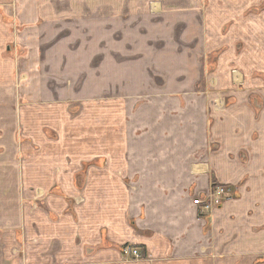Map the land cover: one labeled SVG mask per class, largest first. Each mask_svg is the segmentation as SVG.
Segmentation results:
<instances>
[{
    "label": "crops",
    "instance_id": "obj_1",
    "mask_svg": "<svg viewBox=\"0 0 264 264\" xmlns=\"http://www.w3.org/2000/svg\"><path fill=\"white\" fill-rule=\"evenodd\" d=\"M150 2L0 0V18L15 5L19 23L66 31L8 35L0 22V248L19 244L22 201L38 195L57 218L36 211L33 264H60L55 256L85 264L88 246L118 261L126 245L147 252L140 264L264 263V219L254 209L264 183L255 176L264 167V108L252 104L245 76L224 57L212 72H220L219 90H209L204 57L212 43L199 15H185L193 5L151 9ZM15 37L28 51L17 61L5 52ZM57 103H82L86 111L65 112L70 143L56 151L45 128H57ZM33 145L46 147L38 151L43 158L31 156ZM79 151L85 160L73 158ZM66 152L72 161L56 159ZM85 163V201L74 219L63 214L67 199L48 191L65 184L77 195L70 169ZM214 183L226 194L208 233L192 197ZM206 243L214 254L201 255Z\"/></svg>",
    "mask_w": 264,
    "mask_h": 264
},
{
    "label": "rangeland",
    "instance_id": "obj_2",
    "mask_svg": "<svg viewBox=\"0 0 264 264\" xmlns=\"http://www.w3.org/2000/svg\"><path fill=\"white\" fill-rule=\"evenodd\" d=\"M185 4L193 5V7L185 10V15H199L201 20V31L202 35H209L208 40L212 43V49L208 51V54L205 55L204 60L206 62L208 73H206L205 78L206 82H209L210 89H218V73H212L218 68L220 64L221 57L226 59L227 65L230 68H235L234 70H241L243 76H245V84L250 95L252 104L259 110L264 108V0H152L150 2V8L155 9L157 6L162 7L163 4ZM1 10V9H0ZM106 13L109 12L107 8ZM18 9L15 5H12V9L0 18L2 22V27L8 28V35H65L64 24L50 25L48 23H39L36 28L32 27L34 25L21 24L18 22L17 18ZM58 27V29H57ZM59 27H62V31ZM80 27V26H79ZM24 29V31H23ZM35 29V30H34ZM57 29V30H56ZM60 29V30H59ZM34 30V31H33ZM40 31V32H39ZM70 32V30H68ZM39 33V34H37ZM8 53L9 57H13L16 61L20 60L23 57H27V48L22 46L20 42L16 39H12L10 42V49L5 50ZM238 68V69H237ZM233 70V71H234ZM28 78V77H27ZM25 79V78H24ZM23 77L21 76L19 82H22ZM22 102L18 104L21 106ZM37 104H28L25 103L24 106L27 107L30 111L37 110ZM45 112L50 111L47 109V106H43ZM85 104L82 103H57L54 107H51L57 115V128L50 127L46 125L45 132L48 133L47 137L50 138V143L47 147L51 145H56V151L61 147H65L70 143V137L64 132L65 122L64 114L66 111H69L73 116H80L86 109ZM91 111V108H89ZM48 113V112H47ZM80 142L73 141V148L80 149ZM46 146V145H44ZM46 148L39 145H33L32 149L34 152L31 156H36L35 158H43L44 155L41 152H38L40 149ZM40 153V155H39ZM60 153V152H58ZM67 153V152H66ZM66 155V158L64 157ZM20 158L23 159V150L20 154ZM76 160H85V158L80 157V151L74 154ZM73 158L67 153L57 154V160H70ZM240 158L243 161H248L249 156L247 151H242ZM93 162V161H92ZM91 163V162H89ZM85 163L83 167L80 165L77 168H71L74 172V177L72 179V188L77 195H72L66 190L63 186L65 184H56L48 192L50 196H61L67 199L68 207L63 214H69L74 217V219H79L80 213L78 207L84 203L85 198L82 196L81 189L84 186V178L86 177V169L88 168ZM80 164V163H79ZM257 179L264 182V167L257 169ZM215 184V183H214ZM218 185V184H217ZM131 186V185H130ZM134 190L137 189L136 185H132L131 188ZM236 187V186H235ZM258 197L256 211L258 209L259 221L261 218L264 219V183H258L257 185ZM226 194V193H225ZM40 195V194H39ZM48 195V196H49ZM194 196V194H193ZM225 198V197H224ZM23 207L25 208V215L23 220V225L20 228L19 233V244L14 243L12 247L0 248V257L6 256L4 263L2 264H33L34 255L36 254V249L34 245L37 244L38 240L33 239L31 235L33 233V217L36 211H42L51 216L53 220L57 218L54 212L51 210L50 205L47 203L44 196L35 198H29L22 201ZM51 210V211H50ZM218 209L212 215H201L206 218V230L209 233L213 228L215 217L218 213ZM135 223V222H134ZM133 224V223H132ZM134 225V224H133ZM208 240L210 237H213L211 233L208 235ZM123 246V245H122ZM100 247V246H98ZM96 246H88L85 249H82L83 253L88 257V261L85 264H140L146 260H150L147 256L146 259H134L132 257H126L122 254L118 261H110L108 259L101 258L98 254L102 250ZM123 248V247H122ZM54 251L60 249L59 243L55 244ZM85 250V251H84ZM213 249L209 247L206 243L201 248V255L210 256L214 254L211 252ZM61 256H55V261H59L60 264H81L79 261H74L70 263H63L60 259ZM9 258V259H7ZM79 258V256H78ZM77 258V259H78ZM14 259V260H12ZM79 260V259H78ZM11 261H13L11 263ZM258 262H264V256ZM1 264V263H0ZM264 264V263H261Z\"/></svg>",
    "mask_w": 264,
    "mask_h": 264
},
{
    "label": "built area",
    "instance_id": "obj_3",
    "mask_svg": "<svg viewBox=\"0 0 264 264\" xmlns=\"http://www.w3.org/2000/svg\"><path fill=\"white\" fill-rule=\"evenodd\" d=\"M225 186L212 184L210 188L203 193H198L192 197L193 204L200 209L202 215H212L221 207L225 197ZM122 254L134 259H146L147 252L134 245H126L122 248Z\"/></svg>",
    "mask_w": 264,
    "mask_h": 264
}]
</instances>
